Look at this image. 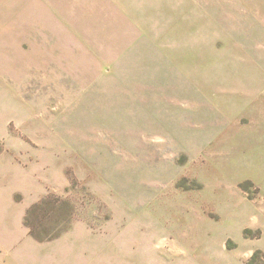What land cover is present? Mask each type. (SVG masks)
Masks as SVG:
<instances>
[{
    "label": "rangeland",
    "instance_id": "rangeland-1",
    "mask_svg": "<svg viewBox=\"0 0 264 264\" xmlns=\"http://www.w3.org/2000/svg\"><path fill=\"white\" fill-rule=\"evenodd\" d=\"M33 23L35 236L264 264V0H36Z\"/></svg>",
    "mask_w": 264,
    "mask_h": 264
},
{
    "label": "crops",
    "instance_id": "crops-1",
    "mask_svg": "<svg viewBox=\"0 0 264 264\" xmlns=\"http://www.w3.org/2000/svg\"><path fill=\"white\" fill-rule=\"evenodd\" d=\"M35 1L0 0V264H60L52 260L59 255L62 264H114L108 242L58 245L32 236L24 221L28 209L50 192L35 188L33 151L20 137L29 133L34 95L33 56L20 49V37L31 36Z\"/></svg>",
    "mask_w": 264,
    "mask_h": 264
},
{
    "label": "trees",
    "instance_id": "trees-1",
    "mask_svg": "<svg viewBox=\"0 0 264 264\" xmlns=\"http://www.w3.org/2000/svg\"><path fill=\"white\" fill-rule=\"evenodd\" d=\"M48 196H49V195H47L46 197L40 199L38 202H36L34 205H32V206L28 209V212L26 213V216H27V214H28L31 210L34 209V207H36V206H38V205H40V204H43V203L45 202L46 198H48ZM25 223H26V225L29 227V232H30V234H31L32 236H34L35 238L40 239V240L45 239V238H40V237L35 236V234L33 233V230H34L33 227H34V226H30V225L26 222V219H25ZM47 238H49V237H47Z\"/></svg>",
    "mask_w": 264,
    "mask_h": 264
}]
</instances>
